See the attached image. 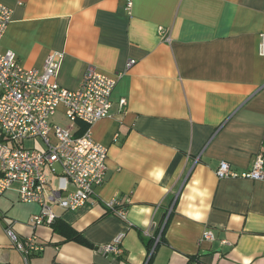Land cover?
Instances as JSON below:
<instances>
[{
	"label": "crops",
	"instance_id": "obj_1",
	"mask_svg": "<svg viewBox=\"0 0 264 264\" xmlns=\"http://www.w3.org/2000/svg\"><path fill=\"white\" fill-rule=\"evenodd\" d=\"M0 2L12 10L0 52L38 69L55 55L54 79L70 90L88 65L118 76L91 125L107 148L103 182L77 209L52 204L38 226L40 206L14 184L0 197V264H264V180L215 174L220 160L247 170L262 148L264 0ZM113 199L124 218L107 212ZM7 226L42 250L24 258ZM205 230L214 239L201 243ZM118 233L120 252L103 253Z\"/></svg>",
	"mask_w": 264,
	"mask_h": 264
},
{
	"label": "built area",
	"instance_id": "obj_2",
	"mask_svg": "<svg viewBox=\"0 0 264 264\" xmlns=\"http://www.w3.org/2000/svg\"><path fill=\"white\" fill-rule=\"evenodd\" d=\"M11 16V8L0 2V40ZM258 50L264 53V33L260 34ZM133 63L134 59L128 60L126 67ZM58 66L55 55L47 56L38 69L23 66L10 50L0 52V197L17 184L21 202L40 206L30 218L35 226L49 224L55 218L52 204L70 210L81 207L106 173L107 148L94 140L91 125L109 113L118 76L88 65L78 88L70 90L54 79ZM124 103L120 100L121 105ZM59 109L76 125L62 128L52 123ZM34 138L41 140L43 148L25 146L24 142ZM215 174L219 179L264 180V139L247 170L237 171L220 160ZM51 176L56 177L55 184L50 182ZM107 207L110 214L120 218L126 215L116 199L110 200ZM5 231L24 258L42 250L33 236L22 238L11 226ZM122 237L118 233L101 251L119 253ZM155 239L159 241V236ZM213 239L212 231L205 230L199 242Z\"/></svg>",
	"mask_w": 264,
	"mask_h": 264
},
{
	"label": "rangeland",
	"instance_id": "obj_3",
	"mask_svg": "<svg viewBox=\"0 0 264 264\" xmlns=\"http://www.w3.org/2000/svg\"><path fill=\"white\" fill-rule=\"evenodd\" d=\"M51 122L55 125L62 127V128H70L73 124L76 125L75 122L71 121L67 117L64 116L62 111L59 109L55 113V115L51 118ZM25 146H31L34 145L35 148L40 149L43 148V144L39 138H34L30 142L26 141L24 142ZM56 182V178L54 177V184Z\"/></svg>",
	"mask_w": 264,
	"mask_h": 264
},
{
	"label": "trees",
	"instance_id": "obj_4",
	"mask_svg": "<svg viewBox=\"0 0 264 264\" xmlns=\"http://www.w3.org/2000/svg\"><path fill=\"white\" fill-rule=\"evenodd\" d=\"M82 126H83V128H84L86 125L82 124ZM107 212H109V211H107ZM164 226H165V225H164ZM164 229H165V227H163V229H162L161 237H163ZM71 239H72V240H76V241H78V242H80V243H85V244L89 245L88 242H86V241L80 236L79 233H75V234L71 237ZM144 242H145V245H146L148 251H150V250H151V247H152V240H151V239H149V240L144 239ZM152 256H153V253H151V255H150V257H149V260H150V261H151Z\"/></svg>",
	"mask_w": 264,
	"mask_h": 264
}]
</instances>
